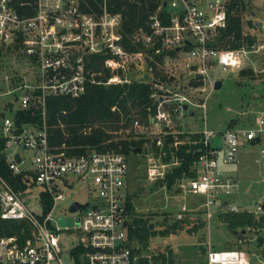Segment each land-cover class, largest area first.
Returning a JSON list of instances; mask_svg holds the SVG:
<instances>
[{"label": "built area", "instance_id": "obj_1", "mask_svg": "<svg viewBox=\"0 0 264 264\" xmlns=\"http://www.w3.org/2000/svg\"><path fill=\"white\" fill-rule=\"evenodd\" d=\"M121 1L24 0L16 5L15 0H0V48L15 52L23 69L13 93L16 104L11 107L10 102L6 103L10 114L0 121V139L4 141L2 150L8 169L12 174L23 172L25 184L22 189H13L0 176V218L22 220L29 228L23 240L16 234L0 235V264H67L61 257V231H74L77 236L66 251L75 264H137L138 254L133 251L135 240L128 235V156L119 151L96 149L74 154L63 144L59 147L49 144L44 123L47 98H76L85 91L87 83L141 82L153 74L149 65L154 59L152 48L153 53L164 51L157 66L170 65L167 57L175 56L182 61L190 78L200 82L196 86L201 91L208 89L209 93L217 80L209 67L238 70L250 53L263 46L253 43L230 48L216 43V36L228 25L230 0H125L157 2L145 25L136 28L129 38L132 44L141 42L143 47L129 49L124 40ZM177 46L179 50L175 49ZM173 50L170 55L168 52ZM103 72L108 73L105 79L96 78L104 75ZM154 87L156 111L143 121L133 119L132 128L160 147L164 135L175 132L171 130V105L176 103L183 109V104L189 106L190 102L184 93L165 86L162 81L154 83ZM204 100L198 104L203 108ZM29 108L40 110L41 125L16 123L17 110ZM199 132L201 137L195 142L200 143L197 148L200 152L192 165L195 173L183 181L184 193L205 196L203 214L207 219L211 218L212 209L239 211V205L224 199L236 182L219 165L237 159L241 142L264 139V117L259 116L251 127L204 128ZM215 137L220 138L219 146L212 145ZM179 142L176 139L173 145ZM16 146L31 152V168H19L23 158L14 150ZM261 152L264 154V147ZM168 164L161 154L153 155L148 167L150 179L165 177ZM78 181L86 189V199L75 202L86 206L74 211H68L67 207L68 214L59 217H70L71 225H59V218L56 224L52 223L51 211L56 201L63 199L64 189H70ZM31 182L42 189L40 205L42 193L51 199L47 212L41 206L40 216L21 200ZM185 209L181 206L177 217ZM77 248L80 263L73 253ZM207 248L206 264H264L238 247L217 249L208 245Z\"/></svg>", "mask_w": 264, "mask_h": 264}, {"label": "rangeland", "instance_id": "obj_2", "mask_svg": "<svg viewBox=\"0 0 264 264\" xmlns=\"http://www.w3.org/2000/svg\"><path fill=\"white\" fill-rule=\"evenodd\" d=\"M252 5L255 10L253 17L264 19L262 0H252ZM245 31H248L247 27ZM263 41L264 37L260 36L254 43L260 45ZM252 54L254 52L248 55L238 70H217L213 66L209 67L210 74L222 82L221 88H213L209 93H207L208 89L201 91L191 82L193 79L190 78L188 70L183 66L182 61L177 60L175 56L167 57L170 59V65L160 67L159 64L157 69L160 71V76L164 75L167 79L162 81L165 86L168 85L184 93L190 102L188 110L182 109L176 103L171 107L170 112L173 120L171 130L192 133L193 131H202L204 128L221 130L228 125L233 127L249 125L251 117L245 113L244 115L240 114L242 111H248L253 107L252 104L256 103L257 99L254 94L258 88L251 86L246 81L241 80V82L239 78L247 75L242 70H248L247 62ZM259 57V68H261L264 64L262 63L264 51L260 53ZM22 70L15 52L11 49L0 48V121L3 116L10 114V108L6 106V103L10 102L11 107L16 104L13 93L23 76ZM193 82L195 81L193 80ZM263 99L260 98L262 101ZM203 100L205 108L198 105L203 103ZM191 109L193 113L190 114ZM128 133L134 138L145 137L144 134L141 135L134 129L131 130V126L111 130L112 138L115 139L124 138ZM185 141V139H180L179 143ZM151 142V138L150 141L145 140L141 150L128 153L129 173L126 180V200L127 198L130 199L136 213L144 214L150 219L151 226L155 230L162 227L161 224L164 219H167L168 222L178 219L177 215L181 206L186 208L182 210L181 217H188L190 220L202 217L205 220V226L195 231H187L184 228L175 233L150 236L147 246H140L141 252L137 253L138 257H150L152 254L171 251L174 264H206V251L209 245L211 248L217 249L228 248V246L245 249L251 258L264 263V211L259 206L264 200V155L261 152V148L264 147V140L258 141L253 146L250 144L242 145V142L238 148L237 160L219 165L225 174L230 175L237 182V186L224 199L239 205V211L243 209L251 211L256 217V224L237 228L238 231L244 229V233L239 232L237 234L226 228L219 220L216 209H212L211 218L207 219L204 216L205 196L184 193L181 185L187 176L177 179L172 188L167 187L164 183L158 184L161 179H150L148 167L151 158L156 154H154ZM14 150L23 158L19 168H31V152L21 146H16ZM168 163L165 169L169 170L177 161L171 159ZM26 189L21 196L22 202L34 214L42 215V205L39 202V193L42 190L40 185L31 182ZM85 199V187L81 182H75L70 189H64L63 199L56 201V205L51 211L50 221L56 224L59 217L67 215V207L71 201L79 202ZM60 237L61 257L64 263L75 264L66 253L67 249L77 240L75 232L61 231ZM135 245L134 248L139 247L136 240Z\"/></svg>", "mask_w": 264, "mask_h": 264}, {"label": "trees", "instance_id": "obj_3", "mask_svg": "<svg viewBox=\"0 0 264 264\" xmlns=\"http://www.w3.org/2000/svg\"><path fill=\"white\" fill-rule=\"evenodd\" d=\"M24 0H15L16 5ZM124 15L125 44L129 49L143 47V44H132L129 40L132 32L145 25V21L151 12L157 7V2L141 1L139 3L121 1ZM227 6L228 25L221 30L216 37V43L221 47L237 48L240 45L250 46L256 40L247 27L255 26L252 0H230ZM19 9V8H18ZM163 12V11H162ZM246 15V16H245ZM154 59L149 61L152 66L153 75H148L141 82L130 81L125 83H87L85 91L76 96L68 98L65 96L49 97L45 103L44 123L46 124L47 140L52 146H61L63 144L69 153L78 154L87 149H96L98 151H119L128 156L130 151L136 152V149H142L145 140L150 141L149 137L134 138L127 134L124 138H112L111 130L127 128L131 126L133 119L141 121L148 118L156 111L157 100L152 96L156 90L154 83L166 81V77L160 76L157 69V61L162 62L164 51L153 53ZM173 55V51L168 52ZM96 69V67H95ZM247 74L248 70H242ZM96 76V78L105 79L107 74ZM195 81V80H194ZM195 86L199 81L193 82ZM173 105H171L172 107ZM15 121L19 123L31 122L35 125H41V112L39 109L17 110ZM229 126V125H228ZM132 134V131H130ZM201 137L199 131L190 132H170L164 135L163 144L159 147L153 140L152 148L157 155L165 161L176 159L177 163L172 165L167 171L165 177L161 178L158 184L164 183L172 188L177 179L187 176L193 177V161L197 158L200 151L198 139ZM178 140H186L184 143H173ZM3 139H0V176L13 188L22 189L25 184L22 182L23 172L12 174L8 169L6 159L3 153ZM137 150V151H138ZM43 212H47L51 206V199L48 194L42 193ZM126 210L129 219L128 235L139 244V247L133 248L135 253H140L141 247H146L150 236L178 232L186 228L187 231H195L205 226V220L198 217L190 220L188 217H178L170 222L164 219L162 227L155 230L151 226L150 219L144 214L136 213L133 210L132 202L129 198L126 200ZM219 220L230 231L243 228L245 225L256 224V217L251 211H224L220 210L217 214ZM189 225V226H188ZM23 230V232H20ZM28 225L26 222L5 220L0 218V235L16 234L18 238L24 239L28 236ZM229 247V246H228ZM79 248L73 250L76 261H79ZM85 264V263H80ZM137 264H174L172 262L171 251L152 254L150 257H138Z\"/></svg>", "mask_w": 264, "mask_h": 264}, {"label": "crops", "instance_id": "obj_4", "mask_svg": "<svg viewBox=\"0 0 264 264\" xmlns=\"http://www.w3.org/2000/svg\"><path fill=\"white\" fill-rule=\"evenodd\" d=\"M254 14H255V12H253V15ZM253 19H255L256 21L260 20L261 23H262V29L258 28V26L256 25V21H255V26L254 27H248V32L252 36L255 35L256 36V41H257L260 36L262 38L264 37V19L258 18V17H253ZM261 44L263 46L261 48H259L257 51H254V54L250 55V58H249V60L247 62V65H248L247 75L245 77L244 76H240V78H239L240 81L241 80L244 81V82L246 81L251 86L258 88V91H256V93L254 94L256 99H257L256 103H253L252 104L253 107L250 108L248 111L247 110L246 111H242L241 114H240V115H244V113L248 114L249 117H251V121H250L249 125H240V126H245V127L254 126L257 123V119L259 118V116H263L264 117V99H263L264 98V96H263L264 95V64H263V66L261 68H259V60H260L259 56H260V53L264 51V41ZM262 63H264V60H262ZM258 72H261V73H258ZM221 84H222V82H221ZM260 98L263 99V101L260 100ZM213 140H214V138H213ZM213 140H212V142H213ZM263 140L264 139L260 140V138H259V141H263ZM250 142L251 141H248V142L247 141H243L242 145H244V144H250L251 145ZM217 143L220 144V140ZM235 182H236V180H235ZM236 186H237V182H236Z\"/></svg>", "mask_w": 264, "mask_h": 264}, {"label": "water", "instance_id": "obj_5", "mask_svg": "<svg viewBox=\"0 0 264 264\" xmlns=\"http://www.w3.org/2000/svg\"><path fill=\"white\" fill-rule=\"evenodd\" d=\"M256 25L258 26L259 29H262V23H261L260 20H257L256 21ZM175 49L176 50H179L180 49V46H177ZM214 86H215L216 89L221 88V86H222L221 85V80L217 79L215 81ZM188 108H189V106H188L187 103L183 104V109L188 110ZM191 113H193V110L192 109L190 110V114ZM219 140H220L219 137H215L214 140H213V142H212V145L213 146H219V144L217 143ZM257 141H259V137H257L255 140H252L250 143H251V145H255L257 143ZM137 150L138 149H136V151ZM14 157L16 158L17 161L19 160V157H17V154H14ZM84 206H86L85 203H77V202L73 201L68 206V211H74V210L78 209L79 207H84ZM259 206L264 211V200L261 201V203H260ZM58 221H59V225H61V226H64V224L71 225V222H72V220L70 219V217H67V218H59ZM234 232L236 234L239 233V232L240 233H244V229H241L240 231L234 230Z\"/></svg>", "mask_w": 264, "mask_h": 264}]
</instances>
